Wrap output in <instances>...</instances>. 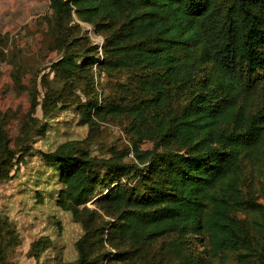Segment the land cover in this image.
<instances>
[{
    "label": "trees",
    "instance_id": "obj_1",
    "mask_svg": "<svg viewBox=\"0 0 264 264\" xmlns=\"http://www.w3.org/2000/svg\"><path fill=\"white\" fill-rule=\"evenodd\" d=\"M49 1L56 18L71 19L75 12L108 32L101 60L75 52L79 37L69 41L52 64L56 75L74 79L99 61L103 70L131 72L145 95L130 105L88 102L84 123L92 125L96 116L108 113L154 120V147L143 150L135 144L131 162H97L85 147L69 141L44 153L46 160L60 166L57 205L84 223L86 233L78 244H86L92 229L132 244L150 243L167 233L181 238L201 235L215 252L256 244L234 212L261 208L242 195L239 184L243 157L264 139V111H250L240 96L264 81V0ZM187 88L188 100L171 110L172 101ZM47 98L43 107L49 115ZM39 133H45L44 125ZM17 154L0 115V182L11 178L22 161L23 152ZM140 164L146 165L149 176L145 187L122 181L124 174L141 170ZM113 180L108 187L106 181ZM103 183L108 191L100 195ZM96 196L94 202L113 221L90 229L99 214L88 202ZM83 214H88L86 221ZM253 222L264 238V220ZM83 250L76 264L87 263ZM5 256L0 241V264H8ZM261 258L264 261L263 254ZM186 264L211 260L191 259Z\"/></svg>",
    "mask_w": 264,
    "mask_h": 264
},
{
    "label": "rangeland",
    "instance_id": "obj_2",
    "mask_svg": "<svg viewBox=\"0 0 264 264\" xmlns=\"http://www.w3.org/2000/svg\"><path fill=\"white\" fill-rule=\"evenodd\" d=\"M107 34L75 12L71 19L56 18L49 0H0L1 123L17 155L23 152L11 178L0 182V241L6 262L76 264L85 249L86 264H186L199 258L210 259L211 264H264L263 233L255 230L253 222L264 220V139L243 157L239 184L242 195L261 208L234 212L256 244L242 245L237 251L215 252L201 235L185 234L181 238L177 233H167L150 243L132 244L107 239L106 233H94L93 229L86 244H78L86 233L84 223L57 205L62 187L60 166L46 160L44 153L69 141L85 147L97 162H131L135 158V144L143 150H151L155 144L150 134L154 120L150 116L140 119L134 114L108 113L104 118L96 116L92 125L83 121L88 102L130 105L145 98L131 72L103 70L98 61L78 77L65 79L52 68L65 53L66 44L77 37L81 41L75 52L101 60ZM205 72L198 73V79ZM189 91L187 88L181 98L172 101L171 110H178L188 100ZM33 96L37 99L35 106ZM46 97L50 102L47 109L52 111L49 115L44 114ZM240 99L250 111H264V81L260 80ZM43 125L45 133L40 134ZM140 167L141 170L124 174L122 181H138L145 187L149 176L146 165ZM106 185L113 186L114 180L106 181ZM103 186L105 183L100 187V195L108 191ZM98 196L88 202L99 214L90 223V229L92 224L99 227L113 221L94 202ZM82 218L86 221L88 214Z\"/></svg>",
    "mask_w": 264,
    "mask_h": 264
}]
</instances>
